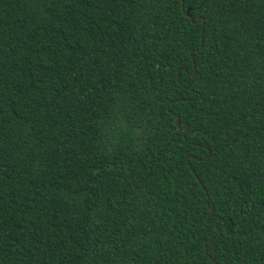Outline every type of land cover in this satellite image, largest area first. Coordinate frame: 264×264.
<instances>
[{
  "label": "trees",
  "instance_id": "obj_1",
  "mask_svg": "<svg viewBox=\"0 0 264 264\" xmlns=\"http://www.w3.org/2000/svg\"><path fill=\"white\" fill-rule=\"evenodd\" d=\"M0 264H264V0H0Z\"/></svg>",
  "mask_w": 264,
  "mask_h": 264
},
{
  "label": "water",
  "instance_id": "obj_2",
  "mask_svg": "<svg viewBox=\"0 0 264 264\" xmlns=\"http://www.w3.org/2000/svg\"><path fill=\"white\" fill-rule=\"evenodd\" d=\"M186 15L191 19V17H190V15H189V9H187V11H186ZM203 25H204V20L202 19V30H201V37H202V35H203ZM201 45H202V40H201ZM178 73V72H177ZM195 73V70L193 69V71L191 72V74H194ZM177 116V119H178V115H176ZM177 125H178V127H180V124L179 123H177ZM184 131H186V129L188 128V125L187 124H184ZM209 210H210V212H209V215H212V213H213V209L209 206ZM220 228H217L216 230H215V232L212 234V236H211V238H210V241H209V245L211 244V242H212V240H213V238H214V235L216 234V232L219 230ZM209 245L205 248V252H207V250H208V247H209Z\"/></svg>",
  "mask_w": 264,
  "mask_h": 264
}]
</instances>
